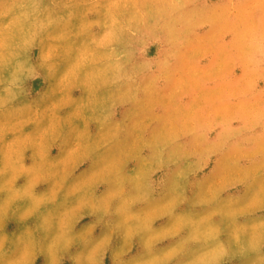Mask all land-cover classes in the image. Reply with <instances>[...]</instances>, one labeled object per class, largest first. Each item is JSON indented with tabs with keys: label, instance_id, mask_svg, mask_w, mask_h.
<instances>
[{
	"label": "clouds",
	"instance_id": "obj_1",
	"mask_svg": "<svg viewBox=\"0 0 264 264\" xmlns=\"http://www.w3.org/2000/svg\"><path fill=\"white\" fill-rule=\"evenodd\" d=\"M41 258L264 264V0H0V264Z\"/></svg>",
	"mask_w": 264,
	"mask_h": 264
},
{
	"label": "rangeland",
	"instance_id": "obj_2",
	"mask_svg": "<svg viewBox=\"0 0 264 264\" xmlns=\"http://www.w3.org/2000/svg\"><path fill=\"white\" fill-rule=\"evenodd\" d=\"M155 52V48L153 47L152 49L149 50V54H154ZM44 186H41V188H43ZM159 223V222H158ZM38 264H42V258L41 260H38ZM106 264H107V261H106Z\"/></svg>",
	"mask_w": 264,
	"mask_h": 264
}]
</instances>
